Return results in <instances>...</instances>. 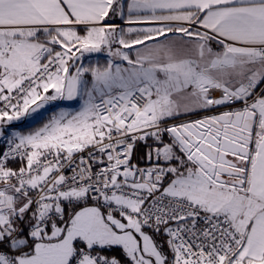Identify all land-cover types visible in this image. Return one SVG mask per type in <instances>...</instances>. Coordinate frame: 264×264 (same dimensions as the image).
Wrapping results in <instances>:
<instances>
[{"label":"snow or ice","instance_id":"6c2138e0","mask_svg":"<svg viewBox=\"0 0 264 264\" xmlns=\"http://www.w3.org/2000/svg\"><path fill=\"white\" fill-rule=\"evenodd\" d=\"M0 264H264V0H0Z\"/></svg>","mask_w":264,"mask_h":264},{"label":"rangeland","instance_id":"374dc122","mask_svg":"<svg viewBox=\"0 0 264 264\" xmlns=\"http://www.w3.org/2000/svg\"><path fill=\"white\" fill-rule=\"evenodd\" d=\"M106 59H107V56L105 53L93 54L91 59L86 57V62L91 63V64L99 63L100 65H103L106 62ZM55 103L59 104L61 107L68 108V110H71V111H75L79 107L78 103L75 101H73V102L60 101V102H55ZM70 105H71V107H69ZM55 110L58 111L59 109H55ZM51 111H52L51 108H49L48 110H42V115L38 116L36 118V121H35L36 124L39 125V123L42 120L46 119V117L50 114ZM28 123H30V122L22 123V125L24 126L23 128H25V127L27 128Z\"/></svg>","mask_w":264,"mask_h":264},{"label":"crops","instance_id":"0c3cea01","mask_svg":"<svg viewBox=\"0 0 264 264\" xmlns=\"http://www.w3.org/2000/svg\"><path fill=\"white\" fill-rule=\"evenodd\" d=\"M20 127H21V128L24 127V126L22 125V123L20 124Z\"/></svg>","mask_w":264,"mask_h":264},{"label":"trees","instance_id":"16d2710c","mask_svg":"<svg viewBox=\"0 0 264 264\" xmlns=\"http://www.w3.org/2000/svg\"><path fill=\"white\" fill-rule=\"evenodd\" d=\"M23 128V127H22ZM26 128V127H25Z\"/></svg>","mask_w":264,"mask_h":264}]
</instances>
